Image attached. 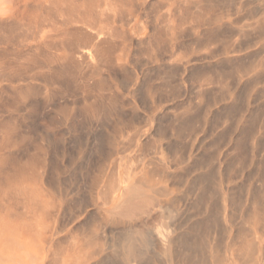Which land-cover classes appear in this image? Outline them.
<instances>
[{
	"label": "rangeland",
	"instance_id": "374dc122",
	"mask_svg": "<svg viewBox=\"0 0 264 264\" xmlns=\"http://www.w3.org/2000/svg\"><path fill=\"white\" fill-rule=\"evenodd\" d=\"M161 162L177 174L196 164L207 178L203 195L209 206L197 205L191 185L162 199L175 211L176 228L182 224L177 233L207 218L202 241L228 245L220 192L236 199L228 210L235 230L243 227L249 194L255 204L251 239L264 245V0H1L0 193L39 198L35 214L29 206L18 213L31 220L33 249L41 245L50 254L44 264L52 258L49 249L61 264L64 249L91 230L108 243L120 237L121 227L98 218L97 195L116 167L122 173L132 169L135 178ZM150 177L151 184L163 186L154 173ZM69 209L75 216L67 215ZM15 212L12 204L0 211L10 237L19 229ZM152 243L145 251L151 261L143 264H162L153 255V234ZM109 255L107 249L90 263L116 264Z\"/></svg>",
	"mask_w": 264,
	"mask_h": 264
},
{
	"label": "bare ground",
	"instance_id": "6f19581e",
	"mask_svg": "<svg viewBox=\"0 0 264 264\" xmlns=\"http://www.w3.org/2000/svg\"><path fill=\"white\" fill-rule=\"evenodd\" d=\"M1 2V0H0ZM4 4V1L2 2ZM2 9V8H1ZM2 12V11H1ZM89 36V35H87ZM90 37V36H89ZM92 37V36H91ZM97 38V37H96ZM89 39V38H88ZM94 39V38H93ZM92 40V38L90 39ZM89 41V40H88ZM95 41V40H94ZM93 41V42H94ZM94 44V43H93ZM88 50V49H87ZM84 51V50H83ZM90 51V50H89ZM82 52V51H81ZM88 52V51H87ZM86 53V52H85ZM94 53V52H93ZM97 53V52H96ZM81 54V53H80ZM92 54V52H91ZM81 56V55H80ZM84 56V55H82ZM90 56V53L88 52L86 54L84 60H86V57L88 58ZM97 56V54H96ZM78 58V56H77ZM76 58V61L78 60ZM81 57V59L83 60ZM89 60V59H87ZM74 63V62H73ZM68 64V63H67ZM66 64V65H67ZM65 65V66H66ZM75 65V64H74ZM67 67V66H66ZM68 69V68H66ZM62 70V69H60ZM63 71V70H62ZM65 71V70H64ZM64 74V73H63ZM4 76V75H3ZM100 103V102H99ZM32 104V103H31ZM34 104V103H33ZM35 106V105H34ZM104 106V105H103ZM31 107V106H30ZM33 107V106H32ZM99 107V106H98ZM96 109V108H95ZM86 111V110H85ZM101 111V110H100ZM104 111V110H103ZM176 132V131H175ZM178 132V131H177ZM113 133V132H112ZM97 134V132L95 133ZM158 134V133H157ZM161 134V133H159ZM165 134V133H164ZM177 134V133H176ZM181 134V132H180ZM99 135V134H98ZM104 135V134H103ZM102 135V136H103ZM178 135V134H177ZM94 136V135H93ZM97 136V135H96ZM133 136V135H132ZM155 136V135H154ZM160 136V135H159ZM124 137V136H123ZM136 137V135L134 136ZM127 138V137H126ZM149 138V137H148ZM159 138V137H158ZM100 139V138H99ZM152 139V137H151ZM98 140V138H97ZM109 140V139H108ZM119 140V139H118ZM130 140V138H129ZM141 140V139H140ZM153 140V139H152ZM158 140V139H157ZM96 141V140H95ZM102 141V139H101ZM99 140V142H101ZM97 142V141H96ZM104 142V141H103ZM152 142V141H151ZM95 143V142H93ZM150 143V142H149ZM102 144L101 143H95V146ZM129 144V143H128ZM176 144V143H175ZM104 145V144H103ZM134 145V144H133ZM132 145V146H133ZM143 145V143H142ZM66 146V145H65ZM94 146V145H93ZM115 146V145H114ZM167 146V145H165ZM183 146V145H182ZM99 147V146H97ZM96 147V148H97ZM100 147H102L100 145ZM150 147H153L152 145ZM149 147V148H150ZM158 147V146H157ZM160 147V146H159ZM158 147V148H159ZM164 147V145H163ZM168 147V146H167ZM166 147V148H167ZM171 147V146H170ZM61 148V147H60ZM67 148V147H66ZM92 148V149H96ZM105 148V147H102ZM109 148V147H108ZM148 148V147H147ZM162 148V147H161ZM165 148V147H164ZM165 148V149H166ZM173 148V146H172ZM171 148V149H172ZM177 148V147H176ZM181 148V147H180ZM179 148V149H180ZM184 148V147H183ZM183 148L181 149L183 151ZM155 149V148H154ZM157 149V148H156ZM169 149V148H168ZM186 149V148H185ZM189 153V148H187ZM201 149V148H200ZM98 150V149H97ZM163 150V149H162ZM170 150V149H169ZM173 150V149H172ZM171 150V151H172ZM180 150V151H181ZM53 151V150H52ZM155 151V150H154ZM159 151V150H158ZM182 151L179 153L181 154ZM185 151V150H184ZM197 151V149H196ZM38 152V151H37ZM99 152V151H98ZM157 152V151H156ZM166 151H164V156ZM170 152V151H169ZM54 153V152H52ZM60 153V151H59ZM67 153V152H66ZM91 153V152H90ZM108 153V152H106ZM158 152L157 154H159ZM162 153V155H163ZM186 153V152H185ZM184 153V154H185ZM58 154V153H57ZM93 154V152H92ZM99 154L103 155L102 152ZM110 154V153H109ZM114 154V152H113ZM172 154V153H171ZM170 154V155H171ZM175 154V153H174ZM177 154V152H176ZM201 154V153H200ZM56 155V154H54ZM60 155V154H59ZM96 155V154H95ZM95 155L93 157H95ZM153 155V154H152ZM169 155V154H168ZM167 155V156H168ZM173 155V154H172ZM171 155V156H172ZM189 155V154H188ZM15 156V155H14ZM53 156V155H52ZM111 156V155H110ZM157 156V155H156ZM175 156V155H174ZM185 156V155H184ZM183 156V157H184ZM192 156V155H191ZM62 157V156H61ZM69 157V155H68ZM91 157V156H90ZM88 156V158H90ZM100 157V155H99ZM107 157V156H106ZM105 157V159H106ZM109 157V156H108ZM107 157V158H108ZM112 157V156H111ZM179 157V156H178ZM186 157H188L186 155ZM203 157V156H202ZM201 157V158H202ZM63 158V157H62ZM159 158V157H158ZM198 158V157H197ZM11 159V158H10ZM19 159V158H18ZM95 159V158H94ZM104 159V158H103ZM156 159V158H155ZM200 159V158H198ZM66 160V159H65ZM93 160V158H92ZM96 160V159H95ZM94 160V161H95ZM159 160V159H158ZM188 158L186 159V161ZM40 161V160H39ZM70 161V160H69ZM99 161V160H98ZM165 161V159H164ZM172 161V160H170ZM185 161V160H184ZM205 162L207 160H204ZM16 162V161H14ZM13 162V164H14ZM42 163V161H40ZM50 162V161H49ZM53 162V161H52ZM212 162V161H211ZM210 162V163H211ZM67 163V162H66ZM69 163V162H68ZM95 163V162H94ZM93 163V164H94ZM102 163V162H101ZM100 163V164H101ZM148 163V162H147ZM152 163V162H151ZM179 163V162H177ZM194 163V162H193ZM197 163V162H196ZM201 161L199 162V164ZM204 163V162H203ZM12 164V165H13ZM44 164V163H43ZM53 164V163H52ZM169 164V163H168ZM186 164V163H185ZM205 164V163H204ZM207 164V163H206ZM92 165V164H91ZM99 165V164H98ZM115 165V164H114ZM117 165V164H116ZM172 165V164H171ZM177 164L176 166H178ZM201 165V164H200ZM50 166V165H49ZM48 166V167H49ZM56 166V165H55ZM53 166V167H55ZM101 166V165H100ZM156 166V165H155ZM174 166V165H173ZM196 164L191 165L188 167V169L185 170L184 173L177 174L175 172L171 173L169 172V167L164 162L160 163V166L155 168V170L149 171V169L143 170V173L139 177H133L134 172L131 170H125L124 173L121 172L120 168H117L114 170L113 174V180L111 182H108V184L99 192L97 195V199L100 202L99 207V219L102 221L104 220L108 225L112 227H121L123 231V234L119 236H111L108 238L109 243L107 241V238L104 236L102 232L97 234L96 231L91 230L85 239H83L79 243H75L71 248L64 249V253L61 259V264H91L90 262L92 260H95L97 258H100L103 253L109 249L111 250L112 255H109L108 260H113V257L116 260V264H143L144 260L148 257H145V251L151 250L152 248V234L153 237H156L158 240V251L155 252L153 255H155L156 259H162V264H262L264 261V245L258 244L257 246L254 244V240L252 241V223H253V207L254 203L250 201L249 194L247 195V198L245 199V205L244 209L241 211V217H242V228H236L235 230V222L232 221L231 218H229V214H231V210L228 213L229 208L232 209L233 205L235 204V200L233 198L229 197L224 193L220 192V200H221V212L219 210V215L223 220L227 218L225 223H228L227 228V235L230 237V242L228 245H225L224 247H218L216 244L213 245L212 242H204L202 239H204L205 232L207 234V218H205V221L197 222L195 225L188 228L187 233H177V228L181 225H179L177 228L174 225V212L173 208H171L169 205H164L162 199L166 198L173 190L179 189L182 186H189L193 187L194 193L196 196L197 205L201 204L204 206H207V201L204 198V189H205V178L203 174L202 168L195 167ZM208 166V165H207ZM206 166V167H207ZM86 167V166H85ZM92 167V166H90ZM97 166L94 167V170ZM147 167V166H145ZM204 167V166H203ZM9 168V167H8ZM12 168V167H11ZM50 168V167H49ZM61 168V167H60ZM59 168V169H60ZM93 168V167H92ZM105 168V167H104ZM128 168V167H127ZM154 168V167H153ZM172 168V167H170ZM15 169V167H14ZM54 169V168H53ZM52 169V170H53ZM183 169V168H182ZM205 169V168H204ZM219 169V168H218ZM8 170V169H7ZM6 170V171H7ZM25 170V169H24ZM31 170V169H30ZM49 170V169H48ZM93 170V171H94ZM58 171V169H57ZM61 171V169L59 170ZM92 171V170H91ZM97 171V170H96ZM105 171V170H104ZM190 171H194L196 173L195 178H191ZM28 172V171H27ZM207 172V171H206ZM218 172V171H217ZM216 172V174H217ZM53 173V172H52ZM89 173V172H88ZM96 173V172H95ZM103 173V172H102ZM153 173L156 177H159L161 181L164 183L163 186L158 187V185H153L150 183V176H153ZM214 173V171H213ZM210 173L211 175L213 174ZM9 174V173H8ZM54 174V173H53ZM110 174V173H109ZM208 174V173H207ZM226 174V173H225ZM3 175V174H2ZM26 175V174H25ZM137 175V174H136ZM150 175V176H149ZM214 175V174H213ZM223 175V174H222ZM229 174H227L228 176ZM102 176V175H101ZM149 176V178H148ZM207 176V175H206ZM224 176V175H223ZM52 177V175H51ZM112 177V176H111ZM155 177V178H156ZM209 178V176H207ZM212 177V176H211ZM4 178V177H3ZM49 178V177H48ZM87 178V177H86ZM85 178V179H86ZM97 178V177H96ZM214 178V177H212ZM217 178V177H215ZM225 178V177H224ZM12 179V178H11ZM80 179V178H79ZM84 179V180H85ZM88 179V178H87ZM101 179V178H98ZM108 179V178H107ZM210 179V178H209ZM9 180V179H8ZM46 180V179H45ZM211 180V179H210ZM217 180V179H216ZM3 181V179H2ZM48 181V180H47ZM63 181V180H62ZM97 181V179H96ZM101 181V180H100ZM207 181V180H206ZM212 181V180H211ZM226 181V180H225ZM224 181V182H225ZM232 181V179H231ZM89 182V181H88ZM216 182V181H215ZM218 182V181H217ZM229 182V181H228ZM50 183V182H49ZM63 183V182H62ZM66 183V182H65ZM87 183V182H86ZM98 183V182H97ZM107 183V182H106ZM209 183V180H208ZM52 185V181L50 183ZM56 184V182H55ZM64 184V183H63ZM85 184V183H84ZM99 184V183H98ZM215 184V183H214ZM218 184V183H217ZM226 184V183H225ZM48 185V184H47ZM46 185V186H47ZM66 185V184H64ZM88 185V184H87ZM209 185V184H208ZM212 185V184H210ZM223 185V184H222ZM49 186V185H48ZM54 184L52 185V187ZM62 186V184H61ZM85 186V185H84ZM95 186V185H94ZM207 186V185H206ZM4 187V186H3ZM12 187V186H11ZM50 187V186H49ZM56 187V186H54ZM92 187V186H91ZM208 187V186H207ZM210 187V186H209ZM225 187V186H224ZM25 188V187H24ZM76 188V187H75ZM186 188V187H185ZM232 188V187H231ZM67 189V187H66ZM77 189V188H76ZM82 189V188H81ZM80 189V190H81ZM86 189V187H85ZM84 189V190H85ZM96 189V188H95ZM182 189V188H181ZM190 189V187H189ZM216 189V187H215ZM15 190V189H14ZM49 190V188H48ZM79 190V192H80ZM94 190V189H93ZM97 190V189H96ZM209 190V188H208ZM220 189H218L219 191ZM230 190V189H229ZM233 190V189H232ZM72 191V190H71ZM83 191V189H82ZM225 191V190H224ZM228 191V190H227ZM10 192V191H9ZM21 192V191H19ZM60 192V191H59ZM58 192V193H59ZM85 192H87L85 190ZM211 192V191H210ZM230 192H232L230 190ZM11 193V192H10ZM14 193V192H13ZM43 193V192H42ZM74 193V192H73ZM78 193V192H77ZM82 193V192H81ZM178 193V192H177ZM183 193V192H181ZM229 193V192H228ZM235 193V192H234ZM233 193V194H234ZM45 194V193H44ZM72 194V193H71ZM86 194V193H85ZM207 194V193H206ZM43 195V194H42ZM55 195V194H54ZM65 195V194H64ZM64 195L63 198H64ZM76 195V194H75ZM210 195V194H209ZM215 195V194H214ZM220 195V194H218ZM235 195V194H234ZM36 196V195H35ZM44 196V195H43ZM87 196V195H86ZM193 196V195H191ZM216 196V195H215ZM211 197V196H210ZM39 198L34 197L30 194H24V193H18L17 194H1L0 193V211L6 210L8 206L11 204L16 209V214L14 219L19 221V229H17V233L13 234L12 237H10L8 234V229L6 225L8 224V221L5 219V217L0 216V264H44L46 257L50 256L45 253L44 248H41V245L39 249L32 247V241H31V220H27L24 218L22 212L18 213L19 208H25L26 206H29L31 208V212L35 214L37 210L40 208V204L38 203ZM86 199V197H85ZM174 199V198H173ZM212 199V198H211ZM255 199V198H254ZM253 199V200H254ZM76 200V199H75ZM84 200V199H83ZM181 200V199H180ZM239 200V199H238ZM237 200V201H238ZM77 201V200H76ZM170 201V200H169ZM177 203L178 200H175ZM240 201V200H239ZM238 201V202H239ZM85 201H83L84 203ZM171 202H173L171 200ZM191 202V201H190ZM53 204V202H51ZM73 203V202H72ZM79 203V202H78ZM82 203V204H83ZM87 203V200H86ZM183 203V201H182ZM195 203V202H194ZM217 203V202H216ZM212 202L211 204H216ZM240 203V202H239ZM77 204V203H75ZM173 204V203H172ZM171 204V205H172ZM196 204V203H195ZM85 205V204H84ZM82 205V207L84 206ZM88 205V203H87ZM193 206H196L192 204ZM190 206V205H189ZM192 206V208H193ZM209 206V205H208ZM211 206V205H210ZM214 206V205H213ZM212 206V207H213ZM216 206V205H215ZM71 207V206H70ZM69 207V208H70ZM73 207V206H72ZM77 207V206H76ZM80 207V208H79ZM79 209H81V206L79 205ZM188 207V205H187ZM191 207V206H190ZM237 207V206H235ZM13 208V207H12ZM53 207H50V209ZM75 208V206H74ZM85 208V207H84ZM83 208V209H84ZM195 208V207H194ZM197 208V207H196ZM195 208V209H196ZM219 208V207H218ZM67 209V208H66ZM203 209V208H201ZM198 209V212L199 210ZM216 209V208H215ZM236 209V208H235ZM73 211L75 209H72ZM190 210V209H189ZM214 210V208L212 209ZM210 210V212L212 211ZM25 211V210H23ZM66 211V210H65ZM69 214L67 212V215H70L74 212L71 211ZM77 210H75L76 213ZM185 211V210H184ZM216 211V210H215ZM46 212V211H45ZM79 212V211H77ZM209 212V211H208ZM25 213V212H24ZM80 213V212H79ZM183 213V212H182ZM202 213V212H201ZM212 213V212H211ZM216 213V212H215ZM228 213V215H227ZM47 214V212H46ZM77 214V213H76ZM94 214V213H93ZM197 213H195V218ZM214 214V213H213ZM212 214V215H213ZM23 215V216H22ZM95 215V214H94ZM193 215V214H191ZM201 215V214H199ZM204 215V214H203ZM211 215V216H212ZM215 215V217H214ZM213 217L216 218V214H214ZM240 215V214H239ZM72 216H75L72 214ZM188 216V215H187ZM28 217V216H27ZM181 217V216H180ZM189 217V216H188ZM201 217V216H199ZM219 217V216H218ZM238 217V216H237ZM260 217V216H259ZM48 218V217H47ZM69 218V216H68ZM90 219V217H88ZM187 218V217H185ZM212 218V217H211ZM210 218V220H211ZM13 219V220H14ZM31 219L34 220L33 217ZM92 219V224L94 223V218ZM179 219V218H178ZM177 219V221H178ZM191 219V218H189ZM188 219V220H189ZM204 219V218H203ZM66 220V219H65ZM62 220V221H65ZM72 220L71 218L68 219ZM100 220V221H101ZM201 220V219H200ZM216 220V219H215ZM213 220V221H215ZM218 220V219H217ZM61 221V220H60ZM61 221V222H62ZM88 221V220H87ZM91 221V220H89ZM184 221V220H182ZM187 221V219H186ZM184 221V224L185 222ZM190 221V220H189ZM196 222V220H194ZM11 222V221H9ZM24 222V223H22ZM67 222V221H66ZM65 222V223H66ZM70 222V221H69ZM153 222H160L157 225ZM194 222V223H195ZM209 222V221H208ZM217 222V221H216ZM220 222V221H219ZM218 222V223H219ZM259 222V221H258ZM22 223V224H21ZM63 223V222H62ZM91 223V222H89ZM88 223V225H90ZM153 223L154 228L149 226V224ZM187 223V222H186ZM193 223V221H192ZM213 223V222H212ZM217 223V224H218ZM221 223V222H220ZM10 224V223H9ZM64 224V223H63ZM152 224V225H153ZM62 225V224H61ZM68 225V224H67ZM178 225V224H177ZM191 225V224H189ZM216 225V224H215ZM15 226V225H14ZM85 226H87L85 224ZM107 226V225H105ZM217 226V225H216ZM6 227V228H5ZM61 227V226H60ZM59 227V229H60ZM140 228L141 231L137 228ZM189 227V226H188ZM211 227V226H210ZM218 227V226H217ZM238 227V225H237ZM63 228V227H61ZM181 228V227H179ZM78 229V228H77ZM210 229V228H209ZM217 229V228H216ZM218 229H222L221 226ZM48 230V229H47ZM61 230V229H60ZM108 230V229H107ZM187 230V229H186ZM213 230V229H212ZM110 231V230H109ZM108 231V232H109ZM119 231V230H118ZM116 230V233H118ZM218 231V230H217ZM75 232V229L74 231ZM80 232V230H79ZM87 232V229H86ZM120 232V231H119ZM85 233V232H84ZM110 233V232H109ZM108 233V234H109ZM115 233V231H114ZM211 233V232H210ZM223 233V232H221ZM220 233V234H221ZM225 233V234H226ZM58 234V233H57ZM74 234V233H72ZM219 235V233H217ZM155 235V236H154ZM217 235V236H218ZM81 236V234H80ZM211 236V234H210ZM221 236V235H220ZM219 236V237H220ZM219 237H217L219 239ZM71 238V237H70ZM69 239V238H68ZM81 239V238H80ZM224 239V238H223ZM236 239H239L240 243L235 244ZM6 240V242H3ZM66 240V239H65ZM64 240V241H65ZM69 240H72L69 239ZM222 241V239H219ZM218 241V240H217ZM220 241V243H221ZM72 242V241H71ZM70 242V243H71ZM57 243V242H56ZM108 243V244H107ZM219 243V242H218ZM64 244V243H63ZM69 244V242H68ZM60 246L59 244H57ZM56 245V246H57ZM71 245V244H70ZM69 245V246H70ZM54 246V245H53ZM64 245H62L63 247ZM62 247L60 249H62ZM66 247V245H65ZM64 247V248H65ZM55 248V247H54ZM57 248H55L56 250ZM60 251V250H59ZM58 251V252H59ZM49 253H51V259L49 264H56L58 262L55 260L56 255L54 256L53 250L49 249ZM151 253V252H149ZM30 254V259L28 258ZM56 254V252H55ZM58 254V253H57ZM60 254V253H59ZM59 254L57 256H59ZM110 254V253H109ZM188 255V257L186 256ZM256 255V257H255ZM107 257V256H105ZM58 258V257H57ZM107 259V258H106ZM145 260L150 263L151 260ZM28 260V261H27ZM113 260V262L115 261ZM157 260V261H158ZM56 261V262H55ZM102 261V260H101ZM105 262V258L103 260ZM102 261V262H103ZM108 262V261H107ZM113 263L112 261H109ZM60 263V262H58ZM101 263V262H100ZM147 263V262H146ZM97 264V263H92ZM99 264V263H98ZM105 264H107L105 262ZM110 264V263H109ZM159 264V263H156Z\"/></svg>",
	"mask_w": 264,
	"mask_h": 264
}]
</instances>
